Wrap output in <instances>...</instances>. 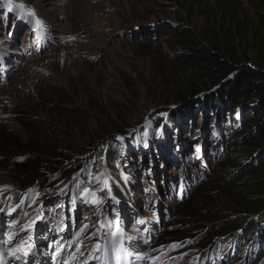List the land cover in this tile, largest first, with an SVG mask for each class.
Returning a JSON list of instances; mask_svg holds the SVG:
<instances>
[{"label": "rangeland", "instance_id": "obj_1", "mask_svg": "<svg viewBox=\"0 0 264 264\" xmlns=\"http://www.w3.org/2000/svg\"><path fill=\"white\" fill-rule=\"evenodd\" d=\"M233 1L239 14L254 15L248 0ZM221 3L222 0H0V175L7 179L0 185V209H3L0 249L4 264L1 246L15 249L20 244L16 238L34 232L36 226L39 233L32 241L31 254L27 257L20 254V259H16L8 251L6 264H107L105 258L99 259L95 246L100 244V252L105 256L102 247L111 225L107 220L103 224L101 218L105 208L112 205L107 199L101 205L96 198L99 194L103 196L108 187V194L113 190L111 195L118 196L124 204V196L143 185L142 189L138 188L139 201L134 203L142 217L153 220L156 214L144 207L154 205L151 187L156 173L157 185L169 205L160 214L157 236L151 244H142L143 232L130 225L128 236L141 248L130 253L124 245L123 264H140V261L193 264L199 251L217 239L242 230L251 238L261 235V231L264 233L261 210L229 214L222 198L217 197L216 204L210 205L212 208L204 203L205 197L215 192L212 180L233 170L219 162L222 149H217L213 156L206 154L210 169L199 164V159L193 163L200 175L199 183L208 181L204 183L207 186L203 199L185 210L191 217L181 216L178 201L171 200L163 190L165 174L179 176L178 162L173 161V166L167 169L162 164L161 169L154 163L164 161L157 158L160 150L151 155H137L138 141L129 143L134 153L130 157L126 155L121 165L114 164L104 154L119 149L117 154L121 159L125 153L119 147V138L140 134L142 126L156 123L160 128L154 130L169 138L181 126L182 139L191 145L195 159L200 150L212 146L208 142L204 145L210 134L214 137L221 125L232 126L229 120L233 116H217L218 109L205 118L209 109L202 104L191 107L185 114L168 111L175 107L171 93L188 74L179 73L177 63L169 60L181 48L171 47L166 30L183 25L205 35L211 28L222 33L220 25L228 19L224 18ZM212 11L215 20L209 15ZM247 64L255 66L252 60ZM184 116L189 117L187 123L182 119ZM69 123H75V127H68ZM4 134L8 140L3 141ZM37 134L44 135L41 141L44 146L53 145L54 140L63 142L58 152L66 156L64 164L54 171L44 167L47 154L38 156L23 151L26 142L40 141ZM184 142H178L179 151ZM152 156L154 161L149 159ZM233 161L237 167L243 162L240 156ZM90 162L93 166L97 164L94 167L99 175L92 182L94 187L75 186L84 172L90 177L88 171L93 168ZM128 163L129 168L139 170L151 166V173L145 176L146 173L134 172L128 180L129 188L124 179L129 174ZM110 173L115 177V185L107 184ZM117 183L123 186V196L118 195ZM70 197L77 202L81 200L79 212L71 209L65 219L66 200ZM202 205L209 206L212 212L201 211ZM131 211L127 209L128 213ZM45 213L47 218L43 220ZM223 219H234L239 226L214 237L211 227H217ZM167 228H180L184 233L178 235L179 239L163 243L169 236L165 233ZM11 233L16 234L13 243L8 239ZM261 239L263 247L256 250L255 258L264 251V235ZM247 253L251 251L243 241L228 264L249 259ZM93 256L97 259H92ZM137 256L141 257L139 261Z\"/></svg>", "mask_w": 264, "mask_h": 264}, {"label": "trees", "instance_id": "obj_2", "mask_svg": "<svg viewBox=\"0 0 264 264\" xmlns=\"http://www.w3.org/2000/svg\"><path fill=\"white\" fill-rule=\"evenodd\" d=\"M248 3L254 9L253 16H242L235 9L233 0H222L221 8L224 9V18L228 19L220 25L223 29L222 33H219L216 28H211L205 32V35L183 25L166 30L172 41L171 47L181 48V51L178 54L175 52L174 57L172 59L169 57V60L177 63L176 70H180L179 73L188 74V77L179 84V88L171 93L174 105L180 107L168 108V111L185 114L191 107H199L202 104L205 109H209L205 112V118L209 117L214 109H218L219 113L215 114L217 116H233V120L232 118L229 120L232 126L221 125L217 140L219 147L222 148V157L219 158V162L223 167L233 170H229L220 179L216 176L212 180L211 183L216 187L215 192L207 195L204 203L209 206L214 205L219 197L227 204L226 209L229 214L261 210L262 212L259 213L264 215V0H248ZM209 15L212 20H215L216 15L213 11L209 12ZM251 60L255 64L254 67L247 64ZM182 119L187 123L189 117L184 116ZM212 121L216 122V120ZM150 126L160 128V124L156 123ZM68 127H75V123H69ZM2 137L3 141L8 140L6 134ZM37 138L40 141L36 144L26 142L23 151L28 150L38 156L47 154L49 158L43 161L46 162L44 167L51 171L63 165L66 156L58 152L63 142L54 140L53 145L44 146L41 143L42 140L44 141V135L37 134ZM106 145L109 146V143ZM171 152V149L165 152L168 161L172 159ZM104 154L114 164H121L117 149L107 150ZM96 156L97 154L94 160ZM239 156L243 162H240V166L237 167L233 159ZM176 159L178 158L174 160ZM89 165L93 166L91 162ZM165 165L171 168L169 162ZM94 166L88 171L90 177L84 172L75 186L83 187V189L94 187L92 182L98 179V172ZM178 177L174 175L172 178ZM110 178H115L112 173ZM164 178L163 190L167 191L169 187L167 181L170 177L164 175ZM89 179H91L90 182H88ZM204 183H199V180L195 182L194 177L186 179L187 187L190 189L189 194L194 191L195 194L193 193L192 196L188 194L182 202H177L181 216L191 217V214L185 210L190 204L203 199L207 186ZM178 187L180 184L177 181ZM159 191L162 192L161 188ZM98 196L105 198L104 200L107 199V195L99 194ZM73 201L76 200L71 197L66 200V204L70 205L72 210L75 209ZM209 206L202 205L200 210L210 214L212 211H209ZM111 209L112 206L105 208L104 220ZM201 211L200 214L203 213ZM115 213L117 209L111 211L112 215ZM260 214L257 213V216ZM240 220L241 223L242 217ZM220 223L217 227L214 225L211 227L214 237L226 234L239 226L234 219H223ZM165 233L169 236L163 240V243L179 239L178 235L183 234L184 230L167 228ZM262 235L264 233L261 231V235L251 238L244 231L242 236L249 247H254L257 244L263 246ZM206 244L208 243L203 245ZM251 264H264V251L257 258H253Z\"/></svg>", "mask_w": 264, "mask_h": 264}, {"label": "snow or ice", "instance_id": "obj_3", "mask_svg": "<svg viewBox=\"0 0 264 264\" xmlns=\"http://www.w3.org/2000/svg\"><path fill=\"white\" fill-rule=\"evenodd\" d=\"M119 139H123V137H120ZM124 179L127 180V177H124ZM4 187H7V186H4ZM0 211H3V209H0ZM11 211H15V209H12ZM112 235L117 237L119 242H117V239L112 240L111 253H112V255H114L116 257L117 264H120V257H121V255L124 254L125 247H124L123 239L119 236V224L118 223L116 225V232L112 233ZM15 238H16V234H14V233L9 234L8 239L10 242L13 241ZM24 243H25L24 241H21V244H24ZM95 249H96V251H100L101 245L97 244L95 246ZM103 250L107 251V245L106 244L103 246ZM57 251L59 253L61 250L58 248ZM20 254H22L25 257L29 256L31 254V245H28L26 247H18V248H15L11 251V255H13L16 259H20ZM2 256H3V254L0 253V264H4ZM136 258L141 259L140 256H137ZM92 259H97V257L93 256Z\"/></svg>", "mask_w": 264, "mask_h": 264}, {"label": "bare ground", "instance_id": "obj_4", "mask_svg": "<svg viewBox=\"0 0 264 264\" xmlns=\"http://www.w3.org/2000/svg\"><path fill=\"white\" fill-rule=\"evenodd\" d=\"M6 178L4 177V176H2V175H0V185H3L4 183H6ZM1 187V186H0ZM32 225V224H31ZM31 225H29L28 226V228L31 226ZM35 227V226H34ZM38 228L39 227H35V229H34V232L33 231H31V233H26V234H24V236L22 235V236H20V237H17L16 239H20V244L18 245V246H16V248H18V247H26L27 246V244H29V245H33V242L32 241H34V239L36 240L37 239V234L39 233V230H38ZM26 235V236H25ZM21 241H24L25 243L24 244H21ZM38 241H40L39 240V237H38ZM11 243H13V241L11 242ZM2 248H3V253H4V258H5V264H6V261H7V257H6V253L9 251L10 253H11V251L13 250V248H8L6 245H2L1 246ZM38 248V247H37ZM31 250H32V248H31ZM0 253H1V249H0ZM104 255H103V252L101 251V253H100V255H99V259L100 260H102V259H104ZM140 259H138V261H139ZM25 263V262H24ZM140 264H146L144 261H140L139 262ZM41 264H44V262H41Z\"/></svg>", "mask_w": 264, "mask_h": 264}, {"label": "water", "instance_id": "obj_5", "mask_svg": "<svg viewBox=\"0 0 264 264\" xmlns=\"http://www.w3.org/2000/svg\"><path fill=\"white\" fill-rule=\"evenodd\" d=\"M175 106H177L178 108L180 107V106H178V105H175Z\"/></svg>", "mask_w": 264, "mask_h": 264}]
</instances>
